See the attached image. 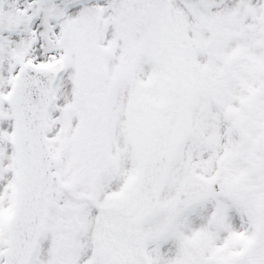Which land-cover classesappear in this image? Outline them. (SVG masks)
Here are the masks:
<instances>
[{
	"label": "snow or ice",
	"instance_id": "1",
	"mask_svg": "<svg viewBox=\"0 0 264 264\" xmlns=\"http://www.w3.org/2000/svg\"><path fill=\"white\" fill-rule=\"evenodd\" d=\"M0 264H264V0H0Z\"/></svg>",
	"mask_w": 264,
	"mask_h": 264
}]
</instances>
